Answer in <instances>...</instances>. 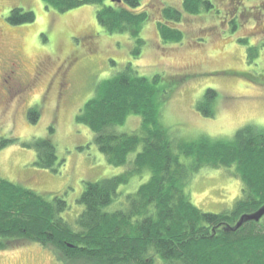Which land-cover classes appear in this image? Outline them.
I'll return each mask as SVG.
<instances>
[{
    "label": "rangeland",
    "instance_id": "374dc122",
    "mask_svg": "<svg viewBox=\"0 0 264 264\" xmlns=\"http://www.w3.org/2000/svg\"><path fill=\"white\" fill-rule=\"evenodd\" d=\"M212 2L214 7L208 11L185 12L182 21L169 22L183 31L184 38L168 43L159 34L158 22L164 19L161 12L169 5L181 8L183 1L143 0L135 11H148L149 17L140 34L145 42L137 46L129 32H111L100 25L96 16L100 4L59 12L44 0H0V142L14 139L0 148V175L48 198L63 195L69 207L62 216L77 227L84 182L119 175L131 164H110L94 143V132L76 117L95 96L98 85L128 63L140 75L186 76L161 107L164 125L180 139L225 138L247 124L264 127V48L255 50L254 61L249 57V47L264 44V0ZM110 3L107 0L105 5ZM114 5L126 7L122 2ZM15 7L34 11L35 20L10 23ZM232 21L237 22L235 29ZM239 39H248V43ZM137 48L138 56L134 54ZM11 61L21 69L16 83L24 86L25 80L30 88L10 95L2 75ZM208 88L216 89L219 96L212 117L204 116L197 106ZM32 107L41 111L37 122L29 118ZM141 123L140 116L130 115L117 128L139 133ZM52 126L57 154L65 159L59 171L38 167L36 150L30 146L35 139L49 136ZM134 156L135 152L130 159ZM147 180L148 172L132 176L120 186L118 205L112 208ZM241 188L242 181L226 168L204 167L188 189L192 202L201 209L230 212L242 196ZM21 242L0 250V264H57L50 248ZM155 264L164 263L159 259Z\"/></svg>",
    "mask_w": 264,
    "mask_h": 264
},
{
    "label": "trees",
    "instance_id": "16d2710c",
    "mask_svg": "<svg viewBox=\"0 0 264 264\" xmlns=\"http://www.w3.org/2000/svg\"><path fill=\"white\" fill-rule=\"evenodd\" d=\"M44 1L59 12L100 4L96 16L102 27L129 32L137 46L145 42L140 34L148 11H135L143 0H122L126 7L121 8L111 0L108 5L107 0ZM182 1L181 8L169 5L161 12L159 34L165 42L184 38L183 31L169 22L182 21L185 12L198 14L214 7L212 0ZM35 18L34 11L15 7L8 20L17 25ZM232 26L235 29L237 22L232 21ZM238 41L248 43V39ZM262 48L263 43L249 47L251 61L255 50ZM134 52L140 53L138 48ZM136 69L128 63L104 79L76 117L94 132V143L110 164L130 163V169L84 182L77 227L62 216L69 207L63 195L48 198L0 175V250L31 241L50 248L57 264H155L159 259L164 264H264L263 218L236 230L225 229L264 205V127L247 124L225 138L180 139L164 125L161 107L186 76H145ZM217 94L208 88L198 102L204 116H215ZM40 112L38 107L30 108V120L37 122ZM130 115L142 119L139 133L118 131ZM54 132L50 127L49 136L30 146L36 150L38 167L59 171L65 159H59ZM13 141L3 139L0 148ZM204 167L226 168L242 181V196L230 212L205 211L192 202L189 185ZM147 172L148 180L112 208L120 186Z\"/></svg>",
    "mask_w": 264,
    "mask_h": 264
},
{
    "label": "flooded vegetation",
    "instance_id": "af4514ba",
    "mask_svg": "<svg viewBox=\"0 0 264 264\" xmlns=\"http://www.w3.org/2000/svg\"><path fill=\"white\" fill-rule=\"evenodd\" d=\"M21 69L19 68V65L17 64V62L11 61V67L8 70H4V74L2 75V83L4 84V88L7 89V92L13 93L14 91H18L20 89V91H23L24 89H29L30 86H26L25 85V80L22 82L21 86L19 84L16 83V79L18 78L19 74L21 73L20 71ZM1 83V84H2ZM7 85H9V87H7ZM28 87V88H27ZM12 89V90H11Z\"/></svg>",
    "mask_w": 264,
    "mask_h": 264
},
{
    "label": "water",
    "instance_id": "95a60500",
    "mask_svg": "<svg viewBox=\"0 0 264 264\" xmlns=\"http://www.w3.org/2000/svg\"><path fill=\"white\" fill-rule=\"evenodd\" d=\"M113 3L114 2H122V0H111ZM262 218H264V205L262 207H260L258 210L251 212V213H245L241 216V218L239 220H237L238 222L232 226V225H227L226 226V230L227 231H231V230H236L238 228H240L241 226H243L246 222L249 221H260Z\"/></svg>",
    "mask_w": 264,
    "mask_h": 264
}]
</instances>
